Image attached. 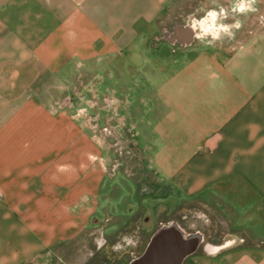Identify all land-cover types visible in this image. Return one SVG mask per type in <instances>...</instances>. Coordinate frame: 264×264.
<instances>
[{
    "label": "crops",
    "instance_id": "1",
    "mask_svg": "<svg viewBox=\"0 0 264 264\" xmlns=\"http://www.w3.org/2000/svg\"><path fill=\"white\" fill-rule=\"evenodd\" d=\"M175 1L0 0V264H84L87 238L92 256L119 235L134 207L103 185L107 146L82 112L106 95L116 113L99 119L126 120L161 184L216 196L248 229L200 264H264V26L227 20L235 0H199L185 17L222 4L239 23L205 45L170 15Z\"/></svg>",
    "mask_w": 264,
    "mask_h": 264
},
{
    "label": "rangeland",
    "instance_id": "2",
    "mask_svg": "<svg viewBox=\"0 0 264 264\" xmlns=\"http://www.w3.org/2000/svg\"><path fill=\"white\" fill-rule=\"evenodd\" d=\"M198 1L191 0L185 2L184 0H176L170 6L171 14H169L175 17V22L185 23L187 18H189L184 15L185 9L188 10L189 8L187 7L189 6L194 8L198 4ZM247 3L251 7L250 10L244 13L249 12L251 15H254L253 18L257 21L258 27H263L264 13L259 12L260 9L255 5V0L247 1ZM225 6L219 4L218 9ZM225 8H229L230 10V5ZM203 14L201 13L198 16H202ZM235 15L236 12L232 11L230 16L226 18L229 20L232 17V23H234ZM226 18L222 20L223 23ZM86 83L87 81L80 82L79 85L82 86ZM91 101L93 104L92 108L101 109L95 112L94 115L92 112L88 115V110H91L89 109L90 106L87 110L88 106L84 105L85 107H82V112L85 114L84 117L89 125L90 132L107 146L105 149L106 153H108L107 175L111 176L112 180L104 181L103 185H107L106 187L112 186L111 189H115L113 193L111 190L109 194H120L121 192L117 204L119 210L125 212L128 208H134L129 212L127 220L126 218L123 220L124 224H121V226H119V223V225L114 226L108 221L102 224L101 229L104 227L110 229L109 226H114L115 229L120 227L116 230V233H119V235L117 234L115 239H113L115 234L105 238L103 244L106 246L103 245L92 256H88V250L94 249L93 243L91 239L88 240L87 238L85 241L87 244L81 245L80 253L85 257L81 259L82 263L85 259L84 264H92V262H95L94 264H105L109 261V258H113L115 259L114 264H117V262L118 264H128L131 259L143 252L151 234L156 229L163 225H169L171 222H176L184 232L198 235L201 238L196 250L189 255L190 257L187 258L185 264H200V256L205 253V249L210 251L216 250L217 247L227 241H229L228 245L231 246H233L232 242L233 244L238 242L234 238L240 237L248 229L239 230L237 228L239 227L238 225L233 227L231 220L234 213L227 204L223 203L221 199H217L216 196L209 197L208 199H186L182 196H177L169 185L161 184L156 179L153 171L145 168L142 164L143 161L139 156V147L135 144L133 137L130 136L133 130L129 131L131 128H129V125H126V120H118V126L113 127L114 124L112 125L111 119L109 121L99 119L108 111L106 109L111 110V115H115L116 113L117 107L114 108V104H111L109 96L91 97ZM112 107L114 108L113 110ZM107 122H110V124ZM126 128H129V130L124 132ZM134 191L135 193L137 192L138 202L135 200ZM138 225L139 228H137ZM126 236L128 239L131 236L137 237V243L135 242L131 246L132 240L127 243L124 239ZM250 242L253 241L245 240L242 244L247 245ZM254 242L258 243L260 241ZM112 244H115L114 251L111 248ZM263 244L261 242V245ZM103 253H106V255H103ZM121 255L123 257L118 259ZM98 257L101 259L98 260ZM193 258L194 261H192Z\"/></svg>",
    "mask_w": 264,
    "mask_h": 264
},
{
    "label": "water",
    "instance_id": "3",
    "mask_svg": "<svg viewBox=\"0 0 264 264\" xmlns=\"http://www.w3.org/2000/svg\"><path fill=\"white\" fill-rule=\"evenodd\" d=\"M200 240V236L186 233L176 222H171L156 229L143 252L128 264H182L196 250Z\"/></svg>",
    "mask_w": 264,
    "mask_h": 264
},
{
    "label": "clouds",
    "instance_id": "4",
    "mask_svg": "<svg viewBox=\"0 0 264 264\" xmlns=\"http://www.w3.org/2000/svg\"><path fill=\"white\" fill-rule=\"evenodd\" d=\"M250 4L246 0H235L232 5V11L236 13H244L250 10ZM226 12L223 8L219 10L208 9L204 11L202 16L196 14L191 15L185 22L194 35V38L205 45H212L215 41L220 40L223 36H231V28L239 27V23L228 25L222 22L226 17Z\"/></svg>",
    "mask_w": 264,
    "mask_h": 264
},
{
    "label": "flooded vegetation",
    "instance_id": "5",
    "mask_svg": "<svg viewBox=\"0 0 264 264\" xmlns=\"http://www.w3.org/2000/svg\"><path fill=\"white\" fill-rule=\"evenodd\" d=\"M159 37H160V38H162V37L165 38V35L161 33V34L159 35ZM137 228H139V225L137 226ZM131 237H132V236H131ZM131 237H130V238H131ZM131 240H132V242H133L134 244H135V242L137 243V237H135V236L132 237L130 240H128V242L131 241ZM205 250H207V249H205ZM188 257H190V256H187V257L183 260L182 264H185V263H186V260H187ZM114 263H115V259H112V262L110 261L109 264H114Z\"/></svg>",
    "mask_w": 264,
    "mask_h": 264
}]
</instances>
